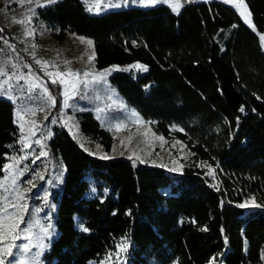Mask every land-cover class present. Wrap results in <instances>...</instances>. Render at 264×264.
Instances as JSON below:
<instances>
[{
    "label": "trees",
    "instance_id": "16d2710c",
    "mask_svg": "<svg viewBox=\"0 0 264 264\" xmlns=\"http://www.w3.org/2000/svg\"><path fill=\"white\" fill-rule=\"evenodd\" d=\"M243 2L253 28L215 0L178 12L157 5L92 14L82 0L39 10L60 43L70 33L91 39L97 70L116 68L108 79L121 100L157 135L185 143L217 179L194 166L172 173L98 158L56 124L47 153L65 171L62 181L44 202H20L21 227L39 219L48 228L42 264H264V0ZM76 119L82 135L110 150L112 134L92 110ZM19 139L14 105L0 98V197L8 202L16 195L4 166L19 155ZM38 162L27 160L21 183ZM253 198L260 207L239 206Z\"/></svg>",
    "mask_w": 264,
    "mask_h": 264
},
{
    "label": "rangeland",
    "instance_id": "374dc122",
    "mask_svg": "<svg viewBox=\"0 0 264 264\" xmlns=\"http://www.w3.org/2000/svg\"><path fill=\"white\" fill-rule=\"evenodd\" d=\"M82 1L87 10L89 6L98 2V0ZM211 1L214 0H190V2ZM215 1H220L233 7L240 15L242 11L249 13L247 7L245 9L242 6L245 5L243 0L242 4L241 0ZM171 2L172 0L169 3L158 2L145 6L139 0H135V2L134 0H102L99 12L88 11L92 14H97L132 6L153 7L157 5H166L172 9ZM52 4L54 3H48L47 0H0V29H2L0 31V71L7 73V75H0V85L3 86L0 88V98L8 100L14 105L15 120L20 136L19 141L24 136L28 138L27 143L31 145L30 148H25L19 143V155L9 157L7 165L14 164L12 157H26V159L16 164L14 169L6 171L5 184L8 186L9 191L15 195L17 193L23 194V199L27 202L33 198L44 202L49 197L50 189L62 181L65 174L63 168L49 158L48 154L47 156H39L41 151L47 152V145L53 135V127L56 124L62 125L84 151L87 149L86 152L98 158L104 156L108 158L124 157L135 164L141 163L162 167L172 173H180L185 167L194 166L204 169L213 184H217L216 169L214 167L207 163L196 161L193 153L185 143L157 135L150 121L143 119L134 108L126 105L121 100L111 88L108 79L116 68L97 70L93 43L90 47L87 43L81 42L80 36L72 33L68 34L62 43L55 39L54 34H57L59 30L49 28L39 16L40 9ZM116 4L119 6H110ZM28 17H31L30 22H28ZM243 19L249 27L253 28L251 16H248L250 23L245 20V17ZM20 20H25L26 22L21 24L18 22ZM26 31H30L32 35H26ZM262 37H264V34L260 35L264 47V39ZM84 39L91 40L88 38ZM93 54L94 59L90 60L89 57L93 56ZM37 60L46 61L49 66L43 68L41 64L37 63ZM56 71L62 73L71 71L80 75L78 78L73 76L62 77V79L67 81V85L59 83L61 78H57L58 82L53 84L52 78L47 73ZM85 72H88L89 75L84 76ZM8 76H11L12 79L8 80ZM20 77L24 78L20 79ZM5 80H8L7 84H4ZM74 83L76 84V95L69 100L70 107L64 108L62 93L65 87L71 91V86ZM32 84L46 87L51 95L55 97V106H49L46 101V93L41 95L43 93L42 87H35L29 93L28 88ZM51 84L58 86L56 94L51 91ZM31 109H35L34 114L30 111ZM85 109L92 110L101 126L112 134L113 142L110 150L107 151L100 143L81 134L76 114ZM98 109H103V111H98ZM17 111H20L22 119L17 116ZM46 116L47 119H45ZM69 117H71L70 120L68 119ZM53 120L56 123H52ZM65 120H68L67 125L64 123ZM32 121H35L38 127L34 126ZM21 123L24 124L23 131H21ZM73 125L75 127H72ZM117 125L120 126L119 129H117ZM30 130L35 132L34 136L30 134ZM49 133L51 134L50 136L48 135ZM160 137L163 139H159ZM37 140H40L41 143L37 144L35 142ZM37 156H39L38 159L36 158ZM30 158L34 161H39L38 166L32 171L31 176L24 183H21L20 178L22 175H16V172L23 171L24 174L28 169L26 162ZM14 175L16 176L15 185L12 184ZM41 176L43 179L40 178ZM29 181H32V183L30 184ZM93 196H95V192L90 195V197ZM244 208L256 207L249 205ZM12 210L9 212H13ZM36 210H40V208ZM24 222L25 219L22 213V220L19 222L17 229L20 239L11 242L16 246L28 244L29 250L25 252L19 247H14L12 252L17 257L16 261L10 264H18L20 261H23V264H42L37 245L41 244L40 237L44 235L42 231L44 227L39 219L31 228L21 227ZM79 228L82 230V226H79ZM33 229L36 231L33 232ZM25 236L28 239H25ZM8 242V240L5 241V243ZM92 264L112 263L110 259H103L98 263Z\"/></svg>",
    "mask_w": 264,
    "mask_h": 264
},
{
    "label": "snow or ice",
    "instance_id": "6c2138e0",
    "mask_svg": "<svg viewBox=\"0 0 264 264\" xmlns=\"http://www.w3.org/2000/svg\"><path fill=\"white\" fill-rule=\"evenodd\" d=\"M48 3H56L57 0H47ZM100 2H102V0H98V2L95 5L89 6L88 10L89 11H96L99 12L100 11ZM135 2V0H134ZM139 2L145 6L147 5H153L156 4L158 2H164V3H169L170 0H139ZM241 4H242V0H241ZM110 6H115L118 7L119 5H110ZM182 5L179 3V0H172L171 2V7L174 11L178 12L180 7ZM245 9H246V5H242ZM241 16L245 17V20L250 23V20H248V16H250V13H246V11H242L241 12ZM31 17H28V22H30ZM21 24H24L26 21L25 20H20L18 21ZM0 31H2V29H0ZM26 35H32V33L30 31H26L25 33ZM262 39H264V37H262ZM80 40L82 43H87L90 47L92 46V41L91 40H85L83 37H80ZM6 42V41H5ZM89 59H94V54L93 56H90ZM38 64H41V66L43 68H47L48 62L46 61H39L37 60ZM66 63H68L66 61ZM136 67L142 68L144 71H147V68L143 65H137ZM0 75H7V73H4L3 71H0ZM47 75L49 77L52 78V83L55 84L58 82L57 78H61L59 80V83L61 84H65L67 85V81L62 79V77L65 76H73V77H79V73H73L71 71L68 72H49L47 73ZM89 73L85 72L84 76H88ZM24 77H20V79H23ZM12 77L8 76V80H11ZM8 80L4 81V84L8 83ZM3 86L0 85V88H2ZM35 87H42L43 88V93L41 95H43L44 93H46V101L49 104L50 107H54L55 106V97H53L51 95V93L49 92V90L44 87L43 85H39V84H32L29 88H28V92L31 93L32 89ZM64 100H63V107L64 108H68L70 107L69 105V100L72 99L75 95H76V84H72L71 86V91L65 87V90L62 93ZM11 98V97H10ZM43 110V109H41ZM30 111L33 112V114L35 113V109H31ZM98 111H103V109H98ZM241 111H243V109H241ZM133 115H135V113H133ZM17 116L22 119L20 111H17ZM45 119H47V116L45 117ZM69 120L71 119V117L68 118ZM52 123H56L55 120L52 121ZM65 125H67L68 120L64 121ZM32 124L36 127H38V125L35 124V121H32ZM21 127V131H23L24 129V124L21 123L20 124ZM72 127H75V125H73ZM119 125H117V129H119ZM71 130V129H70ZM30 134L31 135H35L34 131L30 130ZM49 136L51 135L50 133L48 134ZM27 137L22 136L21 140L19 141V143H21L25 148H30L31 145L27 143ZM159 139H163L162 137H160ZM37 144H40L41 141L37 140L35 141ZM123 143V141H122ZM83 147V145H81ZM43 147V146H42ZM85 151H87V149H85ZM47 152L46 151H41L39 153V156H47ZM39 156H37L36 158L38 159ZM102 158H108L107 156H104ZM131 158V157H129ZM14 161V164H10V165H5V171H9L10 169H14L15 165L18 164L21 160L26 159V157L21 156V157H12L11 158ZM137 159H139V157H137ZM211 174V172H210ZM16 175H23V171H18L16 172ZM41 179H43V177H40ZM29 183L31 184L32 181H29ZM12 184L15 185L16 184V176L14 175L12 178ZM0 187H3V184L0 183ZM23 194L21 193H17L16 197H15V202H8L7 201V197H0V264H6L7 258L13 256V252L12 249L14 247H19L21 248L23 251H28L29 250V245L28 244H24L22 246H16L14 243H12L11 241H14L16 239H20V235L17 234V229L19 227V222L22 220V212L20 211L22 208L26 207V205L21 204L20 201L23 200ZM9 204L11 205V208L14 209L15 211L13 212H9ZM249 205L253 206V207H260L261 205H258L255 203L254 198L249 201L246 202L244 204L239 205L240 207H248ZM50 227V225H49ZM82 230L87 232L88 229L87 228H83ZM30 231V229H29ZM44 235H49L48 233V228H44L42 229ZM25 239H28L27 236H25ZM8 240V243H5V241ZM37 247L42 248L43 245H37ZM127 245H121V250H126ZM18 264H23V261L18 262Z\"/></svg>",
    "mask_w": 264,
    "mask_h": 264
},
{
    "label": "built area",
    "instance_id": "2783aa9c",
    "mask_svg": "<svg viewBox=\"0 0 264 264\" xmlns=\"http://www.w3.org/2000/svg\"><path fill=\"white\" fill-rule=\"evenodd\" d=\"M179 2L182 5V7H184L189 4L190 0H179Z\"/></svg>",
    "mask_w": 264,
    "mask_h": 264
}]
</instances>
